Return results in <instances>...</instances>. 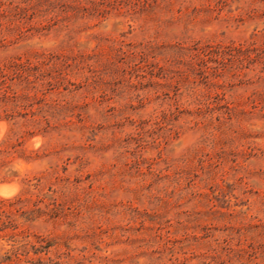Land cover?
<instances>
[{
  "label": "rangeland",
  "instance_id": "1",
  "mask_svg": "<svg viewBox=\"0 0 264 264\" xmlns=\"http://www.w3.org/2000/svg\"><path fill=\"white\" fill-rule=\"evenodd\" d=\"M0 82V93L44 99L69 121L50 145H73L62 155L79 158L67 171L78 178L76 225L34 224L67 234L59 264H254L264 0H0ZM8 129L0 111V142ZM12 165L21 176L43 167ZM2 176L16 191L0 196V211L16 213L21 231V177ZM221 247L232 261L214 259ZM8 248L1 233L0 256Z\"/></svg>",
  "mask_w": 264,
  "mask_h": 264
},
{
  "label": "trees",
  "instance_id": "2",
  "mask_svg": "<svg viewBox=\"0 0 264 264\" xmlns=\"http://www.w3.org/2000/svg\"><path fill=\"white\" fill-rule=\"evenodd\" d=\"M16 85H21V82ZM31 99L27 93H0V111L9 123L7 134L0 142V173L3 174V179L10 181L21 177L22 186L13 202L19 205L16 211L23 219V228L18 231L16 213L12 210L0 211V236L1 233L5 235L9 244L0 259L2 258V262H17L25 257L26 262L31 264H59L64 252H61L58 246L64 235L66 238L63 244L67 246V234L57 236L50 231L41 233L34 230V224H43L45 229L48 225L53 228H69L76 225L75 217L79 206L76 198L78 178L67 171L69 165L77 163L79 158L78 155H62L64 151H72L75 147L73 145H50L52 134H60L59 127L62 125H59L58 121L63 118H56L57 112L52 110L51 103L38 97H33V101ZM35 103L39 106L33 108ZM63 121V126H68L69 121H66V118ZM35 135H40L48 141L36 149L26 146V138ZM15 158L26 163L38 161L43 167L36 171L26 170L21 176L19 171L13 169L12 162ZM71 159L74 161L71 162ZM252 244V251L248 253L251 261L254 264H264V244L256 241L254 236L250 245ZM224 252L229 260L234 259V251L226 247H221V252L216 254L214 259L221 257ZM237 256L239 261L240 256Z\"/></svg>",
  "mask_w": 264,
  "mask_h": 264
},
{
  "label": "clouds",
  "instance_id": "3",
  "mask_svg": "<svg viewBox=\"0 0 264 264\" xmlns=\"http://www.w3.org/2000/svg\"><path fill=\"white\" fill-rule=\"evenodd\" d=\"M15 191V188H9L7 186H4L2 189H0V196L10 197L14 194Z\"/></svg>",
  "mask_w": 264,
  "mask_h": 264
},
{
  "label": "bare ground",
  "instance_id": "4",
  "mask_svg": "<svg viewBox=\"0 0 264 264\" xmlns=\"http://www.w3.org/2000/svg\"><path fill=\"white\" fill-rule=\"evenodd\" d=\"M13 185V184H12ZM11 185V186H12ZM5 185H0V189H2ZM7 187H9L8 185H6Z\"/></svg>",
  "mask_w": 264,
  "mask_h": 264
}]
</instances>
